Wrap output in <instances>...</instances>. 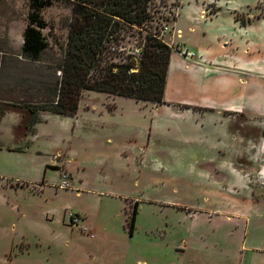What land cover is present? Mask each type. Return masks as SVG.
<instances>
[{"label": "rangeland", "instance_id": "obj_1", "mask_svg": "<svg viewBox=\"0 0 264 264\" xmlns=\"http://www.w3.org/2000/svg\"><path fill=\"white\" fill-rule=\"evenodd\" d=\"M30 3L0 0V264H264V0L152 1L153 29L212 68L176 80L201 106L182 115L87 89L76 116L47 110L72 4L41 8L49 46L31 60ZM221 57L263 65L216 72Z\"/></svg>", "mask_w": 264, "mask_h": 264}, {"label": "trees", "instance_id": "obj_2", "mask_svg": "<svg viewBox=\"0 0 264 264\" xmlns=\"http://www.w3.org/2000/svg\"><path fill=\"white\" fill-rule=\"evenodd\" d=\"M69 1L72 20L60 67L59 93L47 110L53 114L76 115L85 89L156 104L165 103L173 48L158 37L157 30L151 25L153 14L150 5L153 0ZM52 2L31 0L23 33L22 56L25 58L39 60L49 46L42 31L47 21L41 14V8ZM128 36H136L137 43L136 47L125 50L120 42ZM27 108L31 112L36 111L30 106ZM4 113L1 109V114ZM38 121L33 119L26 125L29 132ZM136 214L137 203L128 214L131 230Z\"/></svg>", "mask_w": 264, "mask_h": 264}, {"label": "crops", "instance_id": "obj_3", "mask_svg": "<svg viewBox=\"0 0 264 264\" xmlns=\"http://www.w3.org/2000/svg\"><path fill=\"white\" fill-rule=\"evenodd\" d=\"M183 31H185V30H182V32ZM189 32H187V33H189ZM187 33L185 31L186 37L191 36V35H187ZM184 41L186 43L185 47L186 46L190 47V44L188 43L189 42L188 38L187 39L185 38ZM198 46L203 48V46H201V45H198ZM198 52H199L200 57L198 59H196L195 61H193V60H190L189 58H187L186 56L179 54L177 51H174V50L172 51V54L170 57V64H169V69H168L165 93H164L165 103L156 104L153 102H149V105L153 109H155V110L162 109L160 111L164 110L165 113L182 115L184 113L189 112L190 110L195 111L196 108L201 107L199 103L188 101L187 99L182 97L181 96L182 87L180 85L175 84L177 79L181 80V78L183 76H186V73H188L191 69H193L195 71L197 70V72L202 73V74L205 73L206 71L212 70V68H210L211 66H209L207 61H206V60H209L208 59L209 57L203 56L205 54V49L204 48L200 49V50H198ZM214 60H215L214 62L216 64V65L214 64V67H215L214 71H216V72L237 73L239 70H242V69H248V70L254 71L255 67L258 70V67L261 64L263 65V63L261 61L257 62L256 63L257 65H254V66L251 64V62L243 63L241 61H238V62L235 61L232 63V61H230V60L228 61L225 57H221L219 59L215 58ZM226 63H228L229 66H234L233 67L234 69H230V68H228V66L225 67ZM182 83L184 84V82H182ZM185 83L187 85L188 90H190V87H188V82H185ZM117 97H119V96H117ZM125 98H127V97H125ZM206 107L208 108V110L221 111V109L215 108L216 107L215 105H206ZM230 108H233V107H230ZM108 110L110 112H117V111L121 110V108L115 102L114 105L112 106V108L108 107ZM8 113H10V111ZM5 114H7V113H5ZM2 117L3 116H0V119ZM40 121H42V120H40ZM40 121H38L35 124L34 129L30 132L34 133V130L36 129V125Z\"/></svg>", "mask_w": 264, "mask_h": 264}, {"label": "built area", "instance_id": "obj_4", "mask_svg": "<svg viewBox=\"0 0 264 264\" xmlns=\"http://www.w3.org/2000/svg\"><path fill=\"white\" fill-rule=\"evenodd\" d=\"M156 30H157V32H158V33H157L158 37H160L161 39H163V36H162V35H163L164 33H161V34H160V32H164V31H163V27L160 26V27L157 28ZM164 41H165V40H164ZM167 43H168V42H167ZM169 45L171 46V44H169ZM63 176H64V177H63L64 179L60 182L59 186H61V187H67V186L69 185L68 182H67V176H66L65 174H64ZM76 219L79 220L80 218H79V217H76Z\"/></svg>", "mask_w": 264, "mask_h": 264}]
</instances>
